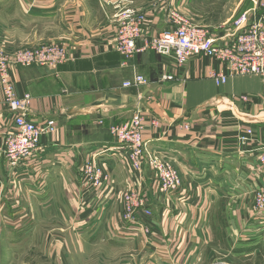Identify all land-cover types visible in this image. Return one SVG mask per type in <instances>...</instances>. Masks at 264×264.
I'll return each instance as SVG.
<instances>
[{"label": "crops", "instance_id": "1", "mask_svg": "<svg viewBox=\"0 0 264 264\" xmlns=\"http://www.w3.org/2000/svg\"><path fill=\"white\" fill-rule=\"evenodd\" d=\"M254 3L240 0L236 6L244 12ZM121 7L144 14L145 37L170 29L169 9L219 42L232 31L231 24L206 17L190 0H0V50L58 43L69 57L53 69L9 71L16 96L32 98L27 120H53L57 127L53 135L41 136L38 150L16 170L2 155L13 114L1 103L0 86V209L15 214L21 210L16 198L28 199L25 218L31 221V210H40L47 225L48 216L66 224L82 253L93 258L89 264H211L224 257L233 264H264V246L252 248L264 242V214H252L251 204L264 148V79L228 76L216 86L211 74H227V67L213 59L191 58L176 69L171 58L149 50L124 58L115 49L112 22ZM136 74L147 84L124 88ZM163 74L174 80L161 82ZM136 113L144 119L146 152L169 162L181 179L178 195L163 196L147 163L139 173L153 214L147 237L131 235L122 224L121 194L135 188L136 173L124 164L108 131ZM249 127L253 138L240 142ZM88 156L109 173L101 194H84L80 187ZM31 198L39 201L31 204Z\"/></svg>", "mask_w": 264, "mask_h": 264}, {"label": "built area", "instance_id": "2", "mask_svg": "<svg viewBox=\"0 0 264 264\" xmlns=\"http://www.w3.org/2000/svg\"><path fill=\"white\" fill-rule=\"evenodd\" d=\"M262 12L256 16L257 12ZM144 14L130 7H123L112 16L115 29V49L126 59L138 53L153 51L159 56L171 58L176 69L184 67L191 58H209L227 67V74L212 73L211 79L217 86L226 83L228 76H259L264 79V1L255 0L254 7L241 13L232 22V31L224 41L209 36L208 30L197 25L177 11L169 9L166 22L170 29L154 36L143 34ZM69 60L62 44L47 43L34 49L21 48L12 52L0 50L1 103L12 115V125L3 139L2 155L12 170L29 159L38 150L41 136L53 135L57 131L53 120L38 124L27 120L26 115L32 98L28 94L17 97L9 80V71L14 67H41L53 69ZM174 76L163 74L161 82L173 81ZM141 75H134L125 81L124 88L146 85ZM245 100V97H243ZM143 117L140 113L132 116L126 124H111L110 135L120 145L122 160L136 173V186L121 194L122 224L128 226L131 235L150 236L152 210L148 199L142 194L141 170L148 163L157 172L155 181L158 192L163 196L178 195L181 180L176 169L167 161L157 157L149 158L142 139ZM189 129L188 125L184 126ZM252 128H246L239 137L245 143L253 138ZM147 162H146V159ZM259 184L252 191L253 210L264 211V148L258 156ZM109 173L97 159L88 156L81 166L80 187L84 194H101L109 183ZM256 179V178H255ZM213 264H228L218 262Z\"/></svg>", "mask_w": 264, "mask_h": 264}, {"label": "rangeland", "instance_id": "3", "mask_svg": "<svg viewBox=\"0 0 264 264\" xmlns=\"http://www.w3.org/2000/svg\"><path fill=\"white\" fill-rule=\"evenodd\" d=\"M158 1L163 2L164 0ZM239 1L240 0H190V3L194 7L201 8L202 12H205L204 15L206 17H212V19H214L220 16V20L217 21L223 22L224 27H229L230 24L232 27L233 20L243 13L242 10L237 9L236 5ZM121 10H123V7L118 8L116 12ZM137 13L142 14L141 11ZM145 154L148 159L154 158L147 152ZM149 167L151 166L149 165ZM1 198V200H4L1 201L2 203L6 202L5 195ZM8 200L10 201L11 198H8ZM16 200L21 210L15 211V214L14 211L9 208L0 209V264H89L92 261L93 258L89 256L88 252L82 253L83 250L79 249L77 245L78 238L70 227L66 226V224L55 222V217L53 216L46 217V219L49 218L48 220L51 222L50 225H47L46 222L43 221L45 220L46 214L44 215L40 210L32 209L31 214H33V218L29 221L28 218H25V214H27L28 210L27 206L29 204L27 201L28 199L18 196ZM37 201L39 200L33 198L30 200L31 204L37 203ZM252 209H254L253 204ZM253 213L263 215L264 211L259 212L252 210V214ZM22 218H24V220H20ZM60 241L65 244L62 243L63 246L58 248V243ZM82 245H84L83 242ZM262 245L264 246L263 238L254 242L252 248H261ZM60 251L62 253H60ZM218 262L233 264L228 261L226 257L217 259L211 264Z\"/></svg>", "mask_w": 264, "mask_h": 264}]
</instances>
